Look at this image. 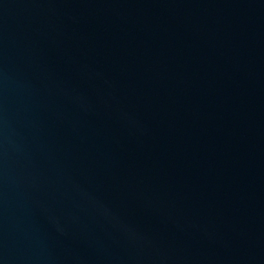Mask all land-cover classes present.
Returning <instances> with one entry per match:
<instances>
[{
  "label": "water",
  "instance_id": "95a60500",
  "mask_svg": "<svg viewBox=\"0 0 264 264\" xmlns=\"http://www.w3.org/2000/svg\"><path fill=\"white\" fill-rule=\"evenodd\" d=\"M0 264H264V0H0Z\"/></svg>",
  "mask_w": 264,
  "mask_h": 264
}]
</instances>
